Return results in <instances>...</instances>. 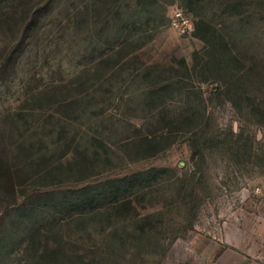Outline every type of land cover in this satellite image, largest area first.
Here are the masks:
<instances>
[{
  "label": "rangeland",
  "instance_id": "obj_1",
  "mask_svg": "<svg viewBox=\"0 0 264 264\" xmlns=\"http://www.w3.org/2000/svg\"><path fill=\"white\" fill-rule=\"evenodd\" d=\"M39 1L9 70L0 0V264L264 255V0Z\"/></svg>",
  "mask_w": 264,
  "mask_h": 264
},
{
  "label": "trees",
  "instance_id": "obj_2",
  "mask_svg": "<svg viewBox=\"0 0 264 264\" xmlns=\"http://www.w3.org/2000/svg\"><path fill=\"white\" fill-rule=\"evenodd\" d=\"M32 1L33 0H23V2H20V5L13 6L12 9L7 11L9 13L3 15L4 27L6 28L5 30L8 32V34L10 33L11 36V42L6 45L7 48L5 49H8V47L11 46L12 50L6 51L7 56L3 59L1 64L3 66H6L9 70H13L12 65L16 66V64L19 62L21 54L24 52L17 51L20 47V43L22 44L24 41H31V39H33L34 37V33L38 31V28H36L35 25L37 24L36 22L38 19V11H36V8L38 7H35L36 3L34 2V4L32 3ZM42 1L44 0L39 1L37 4L39 5ZM3 11L4 10H1V13H3ZM38 52L39 51H37V53ZM45 54L46 53H44V55ZM84 83L85 82H70L69 89L71 91H74L76 95H72L70 99L67 98L66 101L59 103L58 106L60 105L61 108L74 107L73 105H75L79 101H77V99L85 97L84 95L86 87ZM46 96H49L47 91H40L38 98ZM28 142L29 141L24 140L22 143H20L18 149L23 150L25 152ZM4 164L5 163L2 161V159H0V186L3 187L4 191H8L10 193L9 195H11L12 197H16V194L18 193L19 189V183L17 180L21 176L22 170L18 167L12 169L11 166H5ZM83 190L84 189H79L75 190V192L79 193ZM62 203L65 204V202H61L58 205L62 206ZM34 238L32 237V242Z\"/></svg>",
  "mask_w": 264,
  "mask_h": 264
},
{
  "label": "crops",
  "instance_id": "obj_3",
  "mask_svg": "<svg viewBox=\"0 0 264 264\" xmlns=\"http://www.w3.org/2000/svg\"><path fill=\"white\" fill-rule=\"evenodd\" d=\"M242 244L222 251L215 264H264V255L255 256L253 250L245 249ZM211 259L212 257H208V260Z\"/></svg>",
  "mask_w": 264,
  "mask_h": 264
},
{
  "label": "built area",
  "instance_id": "obj_4",
  "mask_svg": "<svg viewBox=\"0 0 264 264\" xmlns=\"http://www.w3.org/2000/svg\"><path fill=\"white\" fill-rule=\"evenodd\" d=\"M176 20L179 21L176 24L182 27L184 30L192 28L191 21L188 18H186L181 12L177 14Z\"/></svg>",
  "mask_w": 264,
  "mask_h": 264
}]
</instances>
